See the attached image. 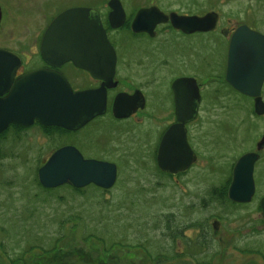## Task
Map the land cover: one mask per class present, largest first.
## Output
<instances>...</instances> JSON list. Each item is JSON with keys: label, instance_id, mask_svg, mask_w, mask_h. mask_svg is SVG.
Wrapping results in <instances>:
<instances>
[{"label": "rangeland", "instance_id": "1", "mask_svg": "<svg viewBox=\"0 0 264 264\" xmlns=\"http://www.w3.org/2000/svg\"><path fill=\"white\" fill-rule=\"evenodd\" d=\"M159 1L180 11L215 10L225 18L230 14L227 27L245 24L264 32V0ZM52 3L54 8L44 3L29 10L23 22L15 19L19 18L16 9L4 8L0 34H13L12 41L22 39L26 54L36 51L35 41L58 4ZM188 41L203 46L199 80L205 87L204 117L189 134L198 158L179 176L159 174L146 157V146L133 134H122L120 140L106 134L111 139L105 149L95 144L112 127L110 118L79 135H52L36 127L0 135L2 264H153L151 256L185 252L188 255L177 257L173 264H196L193 259L200 264H264L259 208L264 195V148L259 152L263 160L254 167L252 201L221 205L209 198L212 187L224 184L228 177L231 180L237 158L255 151L264 135V115H256L252 99L225 83L227 40L218 30ZM156 91L154 99L165 88ZM64 142L74 143L84 157L106 159L117 166L116 181L106 193L93 186L78 191L68 184L43 188L38 183V168ZM196 222L210 230L206 229L205 246L192 244L201 237V228H183ZM214 222L219 223L217 228ZM167 224L171 230L183 228L190 246L181 240L173 246ZM18 257L20 261L14 262Z\"/></svg>", "mask_w": 264, "mask_h": 264}, {"label": "water", "instance_id": "2", "mask_svg": "<svg viewBox=\"0 0 264 264\" xmlns=\"http://www.w3.org/2000/svg\"><path fill=\"white\" fill-rule=\"evenodd\" d=\"M111 3L114 9L110 14L111 27L117 28L123 23V11L117 0ZM217 17L216 12L202 17L179 16L174 12L165 15L152 7L137 12L131 29L151 35L157 24L170 21L175 29L185 33L208 32L215 28ZM40 54L50 66L59 67L71 61L105 80L111 79L115 66L114 51L102 25L97 17L90 18L89 10L84 8L65 10L50 22L41 38ZM19 63L16 55L0 49V133L9 124L28 126L34 121L43 126L75 130L103 114L106 101L103 87L73 92L59 72L49 69H36L14 80ZM225 81L240 94L253 99L256 115H264L262 33L245 24L234 29L228 43ZM180 85L183 89L178 94ZM173 87L179 121L165 131L157 151L158 168L168 174L182 173L196 161V154L187 143L184 125L196 116L198 87L190 78L175 81ZM131 111L125 97L115 98V117H126ZM263 148L264 135L256 143V151L246 152L236 160L227 190L230 201L239 204L251 201L255 192L254 164L259 158L258 151ZM116 177L114 163L85 159L71 145L55 150L37 170V179L43 188L69 184L80 189L93 184L107 190L114 185ZM259 205L264 224V196ZM218 224L214 222L212 226L217 228Z\"/></svg>", "mask_w": 264, "mask_h": 264}, {"label": "flooded vegetation", "instance_id": "3", "mask_svg": "<svg viewBox=\"0 0 264 264\" xmlns=\"http://www.w3.org/2000/svg\"><path fill=\"white\" fill-rule=\"evenodd\" d=\"M54 1H57L58 4L55 7V10L50 13V18L41 34L39 37L37 36L38 39L35 41L37 46L36 51L26 54V50L24 48L26 45H24L22 39L12 41L11 37L13 34L10 36L4 33L0 34V49H4L16 55L20 60L19 66L15 70L13 79L15 80L36 69H49L57 71L69 83L73 92L103 87L105 89L106 100L105 110L103 114L95 116L75 130H67L57 126H43L39 122L34 121L28 126L9 124L6 130L2 133L14 131V129L25 132L29 128L36 127L40 131H47L48 134L52 135L53 133H56L59 136L67 134L79 135L81 132L91 129L92 126L96 125V123L101 119L110 118L112 127H110L107 132L103 133L104 136L102 139H95V144L105 149V147L109 145L108 140L112 137H114L115 140H120V136L122 134H133L139 144L146 146V157L147 154L148 157L150 156L148 159L154 164L158 173L161 175L174 176L175 174H168L160 171L157 165V151L165 131L179 121L175 109L176 92L173 84L177 80L190 78L196 82L198 87L199 101L197 102L196 116L184 126L186 129L187 143L196 154L197 159L198 156L193 148L194 146H192L189 141V134L194 123H196L199 118L202 120L204 117L202 106L204 105L203 100L205 87L199 80L202 76L203 55L201 50L203 46L202 44H198V47L193 44L189 45L188 40L190 38H195V36L202 37L207 32L185 33L179 29H175L171 25L170 21H167L157 24L153 30V34L150 35L144 31L134 32L131 29V24L139 10L149 9L152 7L157 8L165 15H169L171 12H174L179 16L202 17L208 12H216L218 15L216 26L211 31L218 30L221 33V35L227 40L228 49L230 36L234 29L239 26L237 25L233 28L226 26L225 20H228V22L231 20V18H229L230 14H226L227 18H225L221 17L220 13L215 10L203 12L198 10L193 12L180 11L176 8L165 6V4L159 0H117L121 5L124 18L120 27L112 28L110 14L113 13L114 10L111 6V2L114 0ZM44 3L48 5V8H54L52 0H0V27L3 25L4 8L16 9V11L19 12V18L17 19L15 17V19L23 22L25 19L24 15L27 14L29 10L38 8ZM73 8H84L89 10L90 18L93 19L97 17L102 25L106 38L115 55V66L111 79L105 80L99 77L96 78L90 70L80 68L71 61L65 62L59 67H54L50 66L43 60L40 54V42L46 27L58 14ZM220 23L223 25H220ZM260 33L264 35V32ZM170 35L174 36V39H171ZM225 70L226 59L223 69L224 80ZM225 83L232 90L236 91L226 81ZM158 88H165V91L164 93H160L157 99H154L153 96L157 93L156 90ZM182 89L183 85H180L178 94L182 92ZM4 95L5 94H3V96ZM117 96L125 97L127 106L132 109L131 113L126 117L118 118L115 117L113 113V104ZM106 134L111 136V138H108ZM67 145L74 146L79 150L74 143L64 142L58 145L53 151ZM259 152L260 151H258V154ZM84 158L107 161L106 159L94 157ZM262 160V155L259 154V158L255 164L261 162ZM183 173L176 174V176Z\"/></svg>", "mask_w": 264, "mask_h": 264}, {"label": "trees", "instance_id": "4", "mask_svg": "<svg viewBox=\"0 0 264 264\" xmlns=\"http://www.w3.org/2000/svg\"><path fill=\"white\" fill-rule=\"evenodd\" d=\"M229 183H230V177H228L225 180L224 184L212 187V189L209 192V198L212 201L219 202L221 205H224L226 202L230 203V204H233V205H244V204L234 203V202L230 201L227 198V188L229 186ZM89 186H93V187L97 188L99 191L104 192V193H106L108 191V190H105V189H101V188H99V187H97V186H95L93 184H90ZM87 187L80 188V189L74 188V189H76L78 191H83ZM206 202L207 201H203V204L206 203ZM189 227H191V228H193V227L201 228V233H200L201 237L198 239V241H195L192 244H196V246H200V245L202 246V243H203V246H205V244L207 242V239H208V236H209V233H206L207 227L204 226V225H201L198 222H196V223H192V224H189V225H185L183 228H189ZM167 228H168V233H169V236L171 237V241H172L173 246L176 245L177 241H179V240L183 241L184 245H186V247L190 246L188 244L186 238L183 237V234H182V229L183 228H181V229L173 228L171 230L169 224H167ZM169 230H170V232H169ZM207 230H209V228ZM185 255H188V253L185 252L184 254H181V255H180V253H175V254H171V255H169V254H158V255L151 256L150 259H151V262L153 264H173V260L174 259H176L177 257L178 258H182ZM193 260L197 261L196 264H200L197 259H193ZM17 261H20L19 257L14 260V262H17ZM0 264H2V263L0 262ZM201 264H210V262H203Z\"/></svg>", "mask_w": 264, "mask_h": 264}]
</instances>
